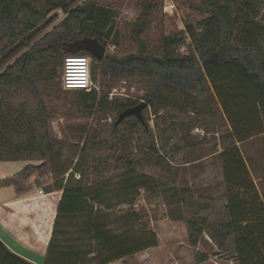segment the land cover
Returning a JSON list of instances; mask_svg holds the SVG:
<instances>
[{
    "label": "trees",
    "instance_id": "obj_1",
    "mask_svg": "<svg viewBox=\"0 0 264 264\" xmlns=\"http://www.w3.org/2000/svg\"><path fill=\"white\" fill-rule=\"evenodd\" d=\"M74 1L0 0V161H37L0 185L20 193L32 175L49 174L51 187L61 192L44 264H110L157 247L156 232L140 223L135 206L141 190L160 196L166 217L184 223L195 263L208 259L197 249L206 234L236 264H264V198L237 145L264 132V0H159L183 28L163 33L159 52L122 59L105 54L110 6ZM151 1L142 0L136 35L158 6ZM57 12L63 18L47 30ZM66 55L91 57L92 82L118 75L144 81V121L128 116L115 124L123 109L138 103L130 96L75 90L80 112L96 119L81 126L77 143L60 140L45 95L49 86L59 87L58 68ZM205 84L227 123L218 137L225 187L217 196L142 171L135 155L165 150L162 134L149 122L150 115L164 116L162 89L202 99ZM176 112L174 138L185 146L192 144L193 125L213 129L205 119ZM0 264L32 263L0 241Z\"/></svg>",
    "mask_w": 264,
    "mask_h": 264
},
{
    "label": "rangeland",
    "instance_id": "obj_2",
    "mask_svg": "<svg viewBox=\"0 0 264 264\" xmlns=\"http://www.w3.org/2000/svg\"><path fill=\"white\" fill-rule=\"evenodd\" d=\"M154 1L156 0L151 2L154 3ZM185 1L199 4L201 0ZM80 2L107 4L112 9L110 23L105 29V32L108 33L105 54L117 59L128 55L142 54L145 50L159 52L161 35L173 29L183 28L182 22L175 13L170 14L164 11L163 1L158 0V6L153 10L150 22L137 29L139 30L138 35H136L134 27L142 0L74 1L75 4ZM62 18L63 14L57 12L55 20L47 27V30ZM109 29L111 30L109 31ZM61 74L62 65L60 64L58 68L59 87L50 88L49 86L45 101L51 112V127L54 133L66 144H74L80 138L78 130L81 126L94 121L96 117L95 115L88 117L80 112L75 96L76 91L63 88ZM92 83V88L97 91L110 89L114 94L130 96L138 102L144 101L141 97L145 92L146 84L131 75L102 78L101 81ZM205 88L204 98L196 99L165 86L160 94V102L165 107L164 116L155 118L154 115H150L149 121L150 125L162 134L165 150L151 155L137 151L135 155L142 171L162 177L167 182L189 187L196 193L217 196L223 192V184L220 159L215 152L220 148L218 137L226 130L227 123L212 88L208 84H205ZM176 108L180 109L182 116L186 119L188 116L194 115L211 122L213 124L212 131L206 132L203 126L193 125L189 130L192 144L190 146L183 145V142L174 138L176 128L172 115L177 113ZM143 112L145 113V110ZM110 120L111 118L108 119V121ZM195 126L202 128L205 135L195 134L193 132ZM175 144H178V148L172 147ZM240 146L244 157L248 160L253 157L257 161L258 165L255 168L259 175L264 174V134L243 142ZM33 162L37 163V161ZM261 177L262 179L256 184L258 189L264 193V175ZM50 180V175L46 174L41 175L40 179L35 180L38 181L35 183L48 185ZM51 183L52 180L49 185ZM135 206L140 210V223L156 232L158 246L128 257L124 260V264H197L194 262L193 250L187 241L184 223L175 222L166 217V207L160 196L141 190ZM197 247L208 253L211 260L207 264H236L234 260L230 263L231 255L217 256V249L206 237L201 239Z\"/></svg>",
    "mask_w": 264,
    "mask_h": 264
},
{
    "label": "crops",
    "instance_id": "obj_3",
    "mask_svg": "<svg viewBox=\"0 0 264 264\" xmlns=\"http://www.w3.org/2000/svg\"><path fill=\"white\" fill-rule=\"evenodd\" d=\"M263 134L264 132L237 143L242 155L243 152L240 145L243 142L250 141ZM220 150L219 148L215 154H218ZM244 159L251 179L255 183L258 192L264 198V193L258 189L256 184L257 181L262 179L261 176L264 174L259 175L257 172L255 167L258 163L253 157H251L250 160L246 157H244ZM29 163L34 164L36 162L26 160L0 161V180L13 175ZM220 169L224 192L225 185L223 182L221 161ZM38 179H40L39 176L32 175L26 182L30 187L26 191L20 193H17L12 185H0V241L9 250L32 264H44L56 207L61 195L60 191L54 190L51 185H49L51 180L47 183L48 185H44L36 184L35 180ZM223 192H221V194ZM57 193L58 195L56 196ZM204 237L214 246L206 234H204L202 238ZM197 249L201 251L199 247H197ZM206 254L208 255V253ZM218 255L223 254L218 253L217 256ZM128 257L130 256L121 258L110 264H124V260ZM210 260L208 255L207 260L197 264H207ZM232 261L233 258L231 257L230 263H232Z\"/></svg>",
    "mask_w": 264,
    "mask_h": 264
},
{
    "label": "built area",
    "instance_id": "obj_4",
    "mask_svg": "<svg viewBox=\"0 0 264 264\" xmlns=\"http://www.w3.org/2000/svg\"><path fill=\"white\" fill-rule=\"evenodd\" d=\"M91 57L88 55H66L63 59L61 83L65 90H84L93 89L90 76ZM195 134L204 136L205 131L195 126Z\"/></svg>",
    "mask_w": 264,
    "mask_h": 264
},
{
    "label": "water",
    "instance_id": "obj_5",
    "mask_svg": "<svg viewBox=\"0 0 264 264\" xmlns=\"http://www.w3.org/2000/svg\"><path fill=\"white\" fill-rule=\"evenodd\" d=\"M102 55H103V49H100L98 57H101ZM146 106H147V104H146L145 101H140V102H138L135 105H132L130 107H127V108L123 109L119 113V115H118V117H117V119L115 121V124L119 123L125 117H128V116H135V117H137L139 120H141L143 122L144 120H143V117H142V110Z\"/></svg>",
    "mask_w": 264,
    "mask_h": 264
}]
</instances>
